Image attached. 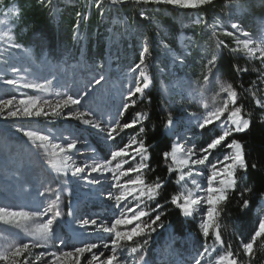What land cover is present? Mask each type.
Instances as JSON below:
<instances>
[{"label":"snow or ice","instance_id":"6c2138e0","mask_svg":"<svg viewBox=\"0 0 264 264\" xmlns=\"http://www.w3.org/2000/svg\"><path fill=\"white\" fill-rule=\"evenodd\" d=\"M43 2V0H41ZM129 0H110V4L120 5L128 3ZM137 4H156V5H173L180 9H197L204 5L211 4L213 0H132ZM98 9H102V4L96 3ZM101 15L105 12L101 10ZM77 13V16H80ZM140 15L147 18L146 14L141 12ZM202 17H197V22H201ZM80 27L79 20L76 28ZM216 26L213 25V28ZM231 29L234 31L224 30V35L235 37L236 47L230 49L231 52H243L250 59L255 58L264 64V36L260 37L257 43L251 35L242 30L238 23H231ZM216 33L213 32V35ZM236 34H239L237 36ZM244 37L243 39L239 38ZM3 37H0L2 39ZM12 48H21V45L15 43L12 37H8L5 41ZM227 47L223 40L217 39L216 48L219 50ZM28 52V49H24ZM148 48L144 47L139 63L135 65V70H139L138 74L130 83L126 92L121 93L120 106L113 113H107L100 108L89 107L81 110L82 101L87 103L86 98L93 95V90L99 86L103 88L107 83L106 77L102 72H98L93 76L82 90H77L74 94H66L56 92L55 103L53 100L41 97L39 95H26L18 98L16 95L11 98L0 97V117L8 118H38L41 116H63L65 119H75L82 125L88 126L95 130L98 134L103 135L104 144L107 146L106 158H101L95 148H90L91 155L83 160V166L75 163V159L71 154L75 150L77 157L84 154L80 152L77 145L80 144L81 138L75 137L68 139L63 133L59 137L53 138L51 133L44 134L43 130L32 129L31 127H19L16 129L27 138L30 145L39 154L42 155L44 163L58 177L78 178L85 181L86 185H101L100 175L111 173L113 183L106 192V199L114 201L117 209L111 218L110 225L107 221L97 224V219L81 218L76 209L68 211L67 215L72 217L67 223L71 227V231L77 236L81 235L78 229L87 231L89 225H96L98 230L108 234L107 238L98 237L95 241H82L80 246H74L71 250L67 249L65 239L60 235L54 224L59 218L64 216L60 211V191L58 189L46 188L45 192H56L55 200L49 201L45 206L40 204L30 210L21 208L20 210H12L8 207H0V223L22 229L28 239L9 240L7 236L2 237L0 242V262L2 264H35L36 260H43V264H81V259L85 254H89V258L84 264H130V257L139 253L138 261L135 264H147L145 261V249L150 243V238L158 229H164L165 224L162 217L165 213L161 210L164 205L156 203L155 207L150 210L148 201H156L160 195L163 182L157 177L156 181L146 183L145 172L151 171L148 161L151 158L149 145L144 139H137L145 132L143 122L148 119L145 112H137L130 122H121V118L128 108L136 103L133 97L139 94L140 98L145 96V90L149 88L151 79L146 71V54ZM174 63H183L180 56L173 59ZM216 66V57L213 56L208 60L206 67L209 73ZM13 72L19 71L15 66H11ZM238 71H247V69H237ZM218 79V78H217ZM209 82V76H204V83ZM4 84L14 87H23L50 93V82H23L16 79H5ZM220 92L227 94V99L219 106H215L207 110L201 116L190 114L187 117L188 125L195 120V127L204 130L210 125H215V134L202 146L192 139L187 130V126L183 118L174 119L171 112L167 113L163 123V136L165 137L164 147H168L167 138L171 137L172 142L170 150L162 152L165 164L167 165L169 174L178 172L176 184L181 185V190L171 196V204H173L184 217H192L194 213H200L199 228L202 236L207 239L210 235L214 239L212 246L204 245L203 251L198 252L194 257V264H201L205 257H212L216 251V246L223 248L224 241L221 238L219 217L222 206L225 205L232 193L238 191V187L243 183L244 178L238 177V170L247 172L249 168L245 154V146L237 139H229L234 133L246 132L251 126V120L246 119L242 114V108L237 105V91L230 83L220 82ZM255 95V93H252ZM205 109L208 108L206 102H203ZM257 104L264 107V103L257 100ZM231 105V108H230ZM50 109V111L46 110ZM64 108L70 110L65 114ZM6 113V115H5ZM225 113L227 116L225 117ZM218 122V123H217ZM140 125L139 132L134 133L123 145L116 144L117 138L126 129L135 128ZM185 129L180 131L179 129ZM69 135H74L70 133ZM191 140V143L189 141ZM87 145V140H83ZM90 147V146H89ZM224 148L222 158L214 156L217 149ZM213 157V159H209ZM127 158V159H126ZM137 158H139L137 160ZM91 161V163H89ZM133 161L130 167L123 168V165ZM115 162V164L113 163ZM196 166H204L207 175L203 172L195 171ZM253 169L257 168L256 164H252ZM188 169L187 172L184 170ZM92 173L98 175L93 177ZM134 174V175H132ZM194 175L202 176L205 179V185L201 186L196 179H191V183L195 185V190L184 188L181 182ZM129 177L121 182L122 177ZM65 191L71 195V189L67 187V180L62 185ZM112 189L117 190L116 193ZM251 187L239 188V208L240 211L251 210L252 201L246 198L247 193H251ZM41 196L44 193H40ZM99 195L105 196L104 192ZM258 199L264 200V192L259 193ZM264 213V208L260 209ZM155 213V215H153ZM44 217H48L46 220ZM148 219L145 220L144 218ZM181 230V226L177 225V231ZM2 235V234H0ZM258 238H264V215H259L257 224L247 242L241 240L240 249L249 258L254 255V245ZM53 241H56L53 244ZM135 242V246H130ZM63 246V247H62ZM130 246V247H128ZM125 247H128V256L122 258L121 253ZM43 248L45 251L34 255L33 250ZM55 248V250H53ZM99 249L100 251H94ZM105 252L108 254L105 255ZM103 257V258H102ZM239 252L234 253L231 245L228 250L216 256L214 264H239ZM205 264H213L212 260H205Z\"/></svg>","mask_w":264,"mask_h":264},{"label":"trees","instance_id":"16d2710c","mask_svg":"<svg viewBox=\"0 0 264 264\" xmlns=\"http://www.w3.org/2000/svg\"><path fill=\"white\" fill-rule=\"evenodd\" d=\"M97 2L98 0H0V22L7 10L12 6L17 8V15H12L9 11L12 39L22 49L30 50L37 63L46 62L53 66L55 63L65 62L64 67L70 68L82 56L88 67V70L81 65L78 67L79 76L84 78V85L98 72H103L107 80L103 87L108 88L114 79L123 88V83L119 81L121 75L125 77L132 74L135 77L136 70L133 69L139 63L141 51L144 47L148 48L146 64L151 79L150 88L145 91L143 98L134 97L136 103L128 108V118L122 123L130 122L137 112L148 114V119L143 122L145 132L140 135V139H144L150 146L151 158L148 163L152 170L145 172L144 178L146 183H152L159 177L164 184L156 201L147 202L146 210L160 203L164 205L161 210L165 213L162 217L165 228L152 234L150 248L147 250L146 246L145 249V252H149L152 264H159V260H154V249L157 245L161 246L165 238L172 242L173 248L179 254L182 253V256L189 255L190 249L194 247L203 251L204 245L209 242L202 236L196 219L182 216L179 209L170 202L171 196L181 190V185L176 184L179 173L169 174L162 156L163 151L170 150L172 142L171 137L167 138L168 147H164L163 123L168 112L172 113L174 119L184 114L172 108L161 90V82L165 78L161 66L168 71V60L161 55L159 45L166 46V49L172 50L183 60L186 59V66L191 67L196 83L199 82V70L202 71L208 60L215 56L216 66L212 69L214 75L207 83V89L218 92L220 82L232 84L238 95L236 106L241 107L245 118L251 120V126L246 132L234 133L229 139L234 138L244 144L249 164L247 172L238 170V177L244 178L238 191L243 187H251L253 191L246 194V198L252 201L251 210L240 211L238 191L232 193L229 201L222 206L219 223L224 246H216L214 255L222 254L231 245L234 253L239 252V264H249V258L239 246L241 240L247 242L250 238L263 205V200L258 199V196L264 192V107L257 104V100L264 101V64L258 59H250L243 52H231L230 49L236 47L235 37L215 31L212 24L216 21L215 25L221 23L226 27L227 19L236 17L247 31L259 35L260 19L264 18V0H213L211 4L197 9L137 4L132 0L115 6L110 4V0H99L102 9H98ZM101 10L105 12L104 15L100 14ZM141 12L147 18L142 17ZM77 13L81 15L77 16ZM195 17H202L201 22L194 23ZM78 20L80 27L77 29ZM213 32L216 34L213 35ZM180 34H190L195 39L191 56H185L182 52L178 42ZM217 39L223 40L227 47L218 50ZM87 72L93 73L92 76H88ZM72 81L75 82V78ZM98 93L99 90L93 91L92 96ZM221 101L222 97L219 102ZM139 127L138 124L124 133H137ZM252 164H256L257 168L253 169ZM177 225L181 226L180 231H177ZM130 246H135V242ZM250 264H264V238L257 239Z\"/></svg>","mask_w":264,"mask_h":264},{"label":"rangeland","instance_id":"374dc122","mask_svg":"<svg viewBox=\"0 0 264 264\" xmlns=\"http://www.w3.org/2000/svg\"><path fill=\"white\" fill-rule=\"evenodd\" d=\"M9 11L12 15H17L18 13L17 8L12 6L4 13L0 22V37H3L0 39V97L11 98V96L16 95L18 98H23V96L26 95H39L51 99L53 103H55L56 98L54 94L56 92L71 95L77 90H82L85 86L84 78L79 76L80 71L78 67L81 65V67L88 70L82 56L79 57L78 61L71 64L70 68L64 67L65 62L55 63L53 66H50L46 62L37 63L30 50L25 52L22 48H12L5 42L9 36L12 37L10 26L11 16ZM194 23H198L197 17H195ZM215 23L212 25H215ZM226 23V27L218 23L213 29L220 32H224L225 29L234 31L231 29L230 24L238 23L241 25L242 30L248 32L257 43L260 42V37L264 36V18L260 19L259 25L261 24V27L259 35L247 31L244 28V24L236 17H229ZM236 35L239 36V34ZM239 38L243 39L244 37L240 36ZM178 42L185 56H191L192 48L195 47L194 45L196 44L193 36L190 34H180ZM159 46L162 51L161 55L163 54L166 60H168V71L165 67H162L161 64L159 65V67L161 66L162 74L165 76L161 82V90L164 96L169 99L172 108L184 114L181 118H183L187 126L190 137L195 140L198 147L202 146L215 134V125H210L204 130H199L195 127V120H193L191 125H188L187 117L190 114L201 116L205 114L207 110L219 106L227 99V94L220 91L213 92V90L207 89L208 86L207 83H204V76L208 75L209 80H211L214 75V70H212L211 73H209L207 67L202 71L199 70V75L197 77L199 82L196 83L191 74V67L186 66V59L183 60L182 64L174 63L173 59L177 55L172 50L166 49V46ZM11 66H15L19 71L13 72ZM148 70L149 68L147 67L146 71L148 72ZM138 71V69L135 71V76L138 74ZM86 74L92 76L93 73L87 72ZM6 78L16 79L21 82L24 80L40 83L50 82L51 94L4 84L3 81ZM73 78H75V82L72 81ZM133 79L134 76L132 74L125 77L121 75L119 81L123 83L124 90L121 85H119V82H117L118 80L114 79L111 81V85H109L108 88L106 87L107 89L105 87L100 89L99 86H97L93 91L99 90L100 93L96 96L86 98L88 101L87 103L82 101L81 110H86L91 107L103 109L107 113H113L115 109L120 106L121 93L128 90ZM137 96H139V94ZM221 97L222 101L220 103ZM132 99H134V97ZM202 100L207 103V109L203 106ZM261 103H264V101L261 100ZM46 110L50 111L47 107ZM69 110V108H64L63 112L66 114ZM226 116L227 113H225V117ZM126 118H128V116H126L125 112L121 118V122ZM19 127H31L32 129L43 130L44 134L51 133L53 138L59 137L61 133H63L64 137L68 139L80 137L82 142L83 140H87V145H84L82 142L77 145L80 152L84 154L82 157H77L75 155V150L71 153L75 159V163L79 166H83V160L92 154L90 148H95L102 159L106 158L107 146L104 144L103 135L98 134L88 126L82 125L75 119H65L63 116L52 115L32 119H5L4 117H0V207H8L12 210H20L21 208L30 210L40 204L46 206L49 201L55 200L56 192H45V189H58L60 191L59 208L60 211L64 213V216L56 221L54 227L65 239L67 249L71 250L74 246H80L82 241H95L100 236L107 238L108 234L98 230L96 225H89L87 231L78 229L81 235L77 236L71 231V227L67 223L72 220V217L68 216L67 213L70 210L69 206H71L72 209H76L79 212L81 218H95L97 219V224L107 221L110 225L111 218L117 211L114 206V201L106 199V192L113 183L111 179L112 174L106 173L100 175L99 178L102 181L101 185H86L85 181L79 180L78 178H71L70 175L69 177L56 176L46 163H44L42 155L30 145L27 138L16 131ZM179 130L184 131L185 129L181 128ZM70 133L74 135H69ZM204 134H206L205 138ZM132 135L133 134L129 132H122L115 143L122 146ZM137 139H140V136H138ZM189 143H191V140ZM225 151L226 149L224 148L217 149L214 156L222 158ZM138 159L139 158H137V160ZM209 159L211 160L213 157ZM89 163H91V161H89ZM113 163L115 164V162ZM132 163L135 162L130 161L124 164L123 168L127 169ZM184 171L187 172L188 169ZM195 171H200L203 172L205 176L207 175L204 166H196L194 172ZM97 175V173H92L93 177ZM128 178L127 176L122 177L121 182ZM193 178L196 179L201 186L205 185V179L202 176L196 175L191 178L186 177V180L181 182L182 185L194 191L195 185L191 183V179ZM65 180H67V187L71 189L70 196L62 187ZM112 191L114 193L117 192L115 189H112ZM42 192L44 193L43 196L40 195ZM100 192H104L105 196L99 195ZM262 204V208H264V200ZM260 215H264V213L261 212ZM47 218L48 217H44L45 220ZM188 218L196 219V223H198L199 226V212L194 213L192 217ZM144 219L147 220V217ZM0 234H2L0 235V242H2L3 236H7L9 240L31 239V237L26 236L22 229L2 223H0ZM207 242V245H213L214 239L211 235L207 238ZM55 243L56 241H53V244ZM128 247H125L124 251L121 253L122 258L128 256ZM149 248L150 244L147 250ZM53 250H55V248H53ZM43 251H45V249L37 248L33 250V253L37 255ZM94 251L99 252L100 250L97 249ZM154 252L156 254L154 260H159V264H194L193 258L196 257L198 252L202 251H198L196 247H194L190 249L189 255L182 256V253L179 254L178 251L173 248L172 242L168 238H165L163 244L161 246L157 245ZM107 254L108 253L105 252V255ZM214 254L215 252H213L212 257L206 256L205 260H212L214 264L216 258ZM139 255V253L133 254L132 257H130V264H135V262L138 261ZM144 255L147 264H152L149 252H144ZM88 258L89 254L86 253L85 257L81 259V264H84V261ZM205 260H202L201 264H205ZM0 264H2V262H0ZM35 264H43V260H36Z\"/></svg>","mask_w":264,"mask_h":264}]
</instances>
